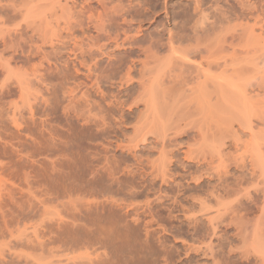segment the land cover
<instances>
[{"label":"rangeland","instance_id":"rangeland-1","mask_svg":"<svg viewBox=\"0 0 264 264\" xmlns=\"http://www.w3.org/2000/svg\"><path fill=\"white\" fill-rule=\"evenodd\" d=\"M83 1L0 0V264H258L253 255L243 259L239 237L245 233L238 237L235 229L259 224L264 234V0H247L245 8L235 0ZM195 11L215 22L198 37L190 30L194 20L182 25L181 19ZM99 14L103 20L118 16V24L127 20L119 25L121 37L165 41L171 30L193 36L179 52L198 60L211 49L213 73L239 81L241 88H234L251 112L240 115L241 105L229 98L236 89L222 86L211 111L207 95L200 101L192 90L191 70L173 68L162 87L170 103L180 102L164 131L147 93L138 95L144 90L137 79L156 59L116 48L109 35L121 31L97 30ZM110 57L120 61L111 72ZM128 70L131 83L124 82ZM107 197L125 201L113 210L125 222L136 220L135 227L124 228L127 222L119 224L114 211H102ZM126 209L131 214L124 219ZM112 217L121 228L113 227ZM219 223L226 232L214 235L211 226ZM114 229L123 237L114 231L111 238Z\"/></svg>","mask_w":264,"mask_h":264},{"label":"bare ground","instance_id":"bare-ground-1","mask_svg":"<svg viewBox=\"0 0 264 264\" xmlns=\"http://www.w3.org/2000/svg\"><path fill=\"white\" fill-rule=\"evenodd\" d=\"M237 3H240L241 5H242V8H245V7H247L248 6V1H250V0H235ZM83 2H85V3H87V5H88V1L87 0H84ZM89 2H90V0H89ZM200 4H202L201 2H200ZM197 7H198V4L196 5ZM202 6V5H201ZM150 8V7H149ZM198 8H201V7H198ZM45 10V9H44ZM145 10V9H144ZM203 9H201V11H202ZM30 11V13H31V9L29 10ZM33 11V10H32ZM35 11V10H34ZM197 11H199V10H197ZM197 11H195V13L194 14H192L190 17L189 16H182V22H184V23H182V25H184V24H189V23H192V21L194 22V24L191 26V28H190V30H191V32L195 35V37H198V34H200V33H202V32H204L206 29H207V27H210V26H213L214 25V23L215 22H213V21H211L209 18H208V16L207 15H205V14H203V15H201V16H199V12H197ZM41 12V11H40ZM132 12V11H131ZM204 12H206L205 11V9H204ZM138 13V12H137ZM149 14V12L147 11V13H145V15H144V17L146 18L147 17V15ZM43 15V14H42ZM100 15V14H99ZM130 15V14H129ZM181 15V14H180ZM103 16V15H102ZM101 15H100V21L102 22H97V24L96 25H99L98 23H100L101 24V28H96L97 30H101L102 32L104 31H106L107 33H109V31L110 32H113V31H111V30H114L115 28H117V30H118V28H120L119 27V25H122V23H123V25H124V22H126L127 20L124 18H122L123 20H125L124 22H123V20H121L122 21V23L120 24H118V22L120 21H118V19H120V18H117L118 16H116V17H113V16H111V18H109L108 20L106 19V20H103V17H102ZM122 17H125V16H127V15H124L123 16V14L121 15ZM121 16H119V17H121ZM179 16V15H178ZM91 17V16H90ZM93 17V16H92ZM102 17V18H101ZM89 18V17H88ZM183 18H185L184 19V21H183ZM91 20H92V18H91ZM95 20V19H94ZM98 20V21H99ZM116 21H118V22H116ZM139 21V20H138ZM141 21V20H140ZM143 21V20H142ZM91 23H93V25H95L94 24V21L93 22H91ZM129 23V22H128ZM116 24H118V27H116ZM95 25V26H96ZM122 25V26H123ZM127 25V24H126ZM186 25V26H187ZM95 26H93L94 28H95ZM128 26V25H127ZM97 27H99V26H97ZM185 27V26H184ZM124 28V27H123ZM104 29V30H103ZM121 29V28H120ZM118 30V31H121V30ZM181 29V28H180ZM179 29V30H180ZM183 29V28H182ZM181 29V30H182ZM96 30V31H97ZM99 31H97V32H99ZM117 31V32H118ZM115 32H116V30H115ZM114 32V34L113 35H109V34H107V35H109V37H111L112 39L114 38L115 39V47L117 48V46L118 47H127L126 49H124V51L126 52V51H128V50H134L135 49V52L136 51H138V52H140L139 54H140V56H141V54H144L146 57H144L145 59L146 58H148V57H150V56H152L153 57V59H156V60H154L155 61V63H154V61H153V63H154V65H155V67L154 66H152V68L150 69H148L147 68V71L144 69V71H145V73L144 72H142L141 74V77H140V79H137L138 80V88H141V89H143L144 91H140L139 93H138V95L139 94H142L141 92H143V95H144V93H147V95L149 96L148 98H147V96H146V100L148 101V100H150V104H149V102H148V104L150 105V107H151V111H152V115L154 116V118L156 119H159V123L160 124H162L161 126L163 127V129H164V131H166V130H168V128H170L169 126H172V124H174L172 121H173V116L172 115H176V113L174 112V110L177 112V108H178V103L180 102V101H173L172 100V102H174V103H170L168 100H167V97H166V94H167V92H166V90H164L163 89V82H165L164 81V78L166 77V76H169V73L173 70V68H176V69H178L179 71H181L182 73H183V71H184V69H183V67H187V68H189L191 71H190V75H189V82L192 84V90L194 89V94H197V97H199L198 98V100H200V98H202L201 96L202 95H204V94H206L207 95V99H208V104L210 105V107H211V111H213L214 110V108H215V106L217 105V102L219 101H217L216 103H215V101H214V99H215V97H216V95L220 92L219 91V86H222V87H225L224 89V91H227V89H230V90H233V88L234 87H239V85H237V83L239 82H236V81H234V79H233V81L231 80V76H233V75H231L230 76V78H226L225 76H223L224 74L226 75V73H222V76L220 75V76H218V75H215L214 73H213V68L216 66V63L217 62H215V59H214V55H213V52H212V50L211 49H208V50H210L209 51V54H208V56L206 57V55H205V57L203 56V55H201L200 56V59H192V58H190V57H188V55H185L183 52V54L182 53H180L179 52V49L181 48L179 45H180V43H182L183 41H185V40H187V39H190V38H193V36H191V35H182V34H180L179 32H174V31H169V33H168V36H167V38H166V40L165 41H163V40H161V39H156V38H150V40L149 41H145V42H148L147 44H145V42H144V40L142 39V37H138L137 35H135V37L134 36H132V37H130L129 35L128 36H124V37H121L123 34H122V31H121V35L119 34V32L118 33H115ZM191 33V34H192ZM104 34H106V33H104ZM116 34V35H115ZM115 35V36H114ZM190 36V37H189ZM194 37V38H195ZM113 39V40H114ZM212 44V43H211ZM199 46V45H198ZM206 46H208V45H206ZM205 47V46H204ZM184 48V47H183ZM182 50V49H181ZM200 50V49H199ZM208 50H207V52H208ZM217 50V49H216ZM123 51V50H122ZM163 51H168L169 52V54L168 55H163ZM198 51V50H197ZM197 51H193V54H195V53H197ZM201 51H202V49L199 51V53L201 54ZM205 52H206V49L204 50ZM163 52V53H162ZM190 52V51H189ZM204 52V53H205ZM199 53H197V56H199L198 54ZM137 54V53H136ZM203 54V53H202ZM111 56V55H110ZM190 56V55H189ZM109 57V56H108ZM115 57V56H114ZM121 57V56H120ZM119 56H118V60H119V58H120ZM151 57V58H152ZM122 58V57H121ZM199 58V57H198ZM206 58V59H205ZM110 59V60H109ZM108 59V61H106V62H108V65H109V67L108 68H110V66L112 67H116V66H114V64L116 63V61H113V60H111V57ZM112 59H113V57H112ZM117 59V58H116ZM124 59V58H123ZM137 59V58H136ZM139 59H141V58H139ZM150 59V58H149ZM114 60H115V58H114ZM122 60V59H121ZM133 61V60H132ZM148 61V60H147ZM147 61H146V63H147ZM117 62H120V61H117ZM135 62H136V60L134 61V62H132L133 64H135ZM149 62H150V60H149ZM94 63H96V62H94ZM145 63V62H144ZM118 64V63H117ZM150 64V63H149ZM108 65H106V66H108ZM120 65V64H119ZM244 65V64H243ZM134 66V65H133ZM143 66H145V65H143ZM97 67V66H96ZM110 68V72H111V69H114V68ZM128 67H131V66H128ZM146 67V66H145ZM225 67V66H224ZM119 69V68H118ZM127 69H129V68H127ZM131 69V68H130ZM129 69V70H130ZM224 69V68H223ZM222 69V70H223ZM92 70V68H89V71H91ZM105 70V69H104ZM115 70V69H114ZM127 71L126 72V74L124 75V76H126L127 78H126V80H124V82L126 81V82H130V80L131 79H133L132 78V76L130 77V71ZM97 72V71H96ZM102 72V71H101ZM104 72V71H103ZM102 72V73H103ZM109 72V71H108ZM147 72V73H146ZM227 72V71H226ZM106 73H107V71H106ZM114 73L115 72H112V74L111 73H107V76H109V75H114ZM181 74V73H180ZM233 74H235V73H233ZM115 75H118V74H115ZM228 75H229V73H228ZM188 76V75H187ZM101 77V76H100ZM114 77V76H113ZM170 77V76H169ZM168 77V78H169ZM225 77V78H224ZM110 78H111V76H110ZM131 78V79H130ZM173 78V77H172ZM233 78H234V76H233ZM236 78V77H235ZM237 78H238V76H237ZM121 80H122V78H120ZM166 79V78H165ZM188 79V78H187ZM240 79V78H239ZM136 80V79H135ZM168 80V79H167ZM242 80V79H241ZM133 81V80H132ZM169 81V80H168ZM167 81V82H168ZM172 81H173V79H172ZM101 82V81H100ZM123 82V81H122ZM170 82H171V80H170ZM131 83V82H130ZM189 84V83H188ZM241 84V83H240ZM96 85V84H95ZM127 85V84H126ZM135 85L136 84H134V87H135ZM101 86V85H100ZM163 86V87H162ZM166 86V85H165ZM190 86V85H189ZM242 86H243V84H242ZM132 87V86H131ZM222 87H221V91H223V89H222ZM226 87H227V89H226ZM126 88V87H125ZM239 88H241V87H239ZM243 88H244V86H243ZM124 89V88H123ZM141 89H139V90H141ZM191 89V88H190ZM234 89H236V88H234ZM126 90H128V88H126ZM170 90V89H169ZM241 90V89H240ZM244 90V89H243ZM90 91V90H89ZM123 91V90H122ZM122 91H119L118 92V95H117V97H119V94H121V92ZM236 91H237V89H236ZM236 91H230V93H229V95H230V97L225 93V92H223V93H225L229 98H232L230 101H232V100H235V101H233V103L234 104H238L237 103V101L239 102V106L241 105V107H242V110H244L245 112H247V113H242V110H241V108H239V110H237L238 112H241L240 113V115H246V114H248V113H250L251 111V109L250 110H248L247 109V107H246V103H248L249 104V102L247 101L246 102V100H245V95L243 96L242 94H239L238 93V91L236 92ZM138 92V91H137ZM242 92V91H241ZM85 93V92H84ZM83 93V94H84ZM104 93V92H103ZM222 93V94H223ZM193 94V95H194ZM220 94H221V92H220ZM225 94H224V98H226L225 97ZM244 94V93H243ZM86 96V95H85ZM89 96V95H88ZM142 96V95H141ZM145 96V95H144ZM143 96V97H144ZM195 96V95H194ZM104 97V96H103ZM106 97H108V96H106ZM113 97H115L114 95H113ZM116 97V98H117ZM121 97V96H120ZM134 97V96H133ZM137 97V96H136ZM192 97V96H191ZM228 97H227V99H228ZM123 98H125V97H123ZM128 98H129V96H128ZM131 98H132V96H131ZM135 98V97H134ZM133 98V99H134ZM138 98V97H137ZM135 99V100H138V99ZM145 98V97H144ZM121 99V98H120ZM141 99V98H140ZM178 99H180V98H178ZM195 99H197V98H195ZM246 99H247V97H246ZM250 98H248V100H249ZM126 100H128V99H126ZM142 100V99H141ZM191 99H189V102H191L190 101ZM224 100V99H223ZM87 101V100H86ZM90 101V100H89ZM115 101V100H114ZM119 101V99L117 100V102ZM122 101H124V100H122ZM146 101V102H147ZM201 101V100H200ZM204 101V100H203ZM228 103H231V102H229V99L228 100H226ZM88 102V101H87ZM129 102H131V100L129 101ZM134 102H136V101H134ZM197 102H199V101H197ZM196 102V103H197ZM220 102V101H219ZM218 102V103H219ZM71 103V102H70ZM76 103V102H75ZM104 103V102H103ZM107 103V102H106ZM120 103H121V101H120ZM137 103V102H136ZM232 103V104H233ZM87 104H89V103H87ZM130 104V103H129ZM132 104V103H131ZM145 104H147V103H144V106H145V109H146V105ZM147 104V105H148ZM175 104H176V106H177V108L175 109ZM192 104V103H191ZM200 103H198V105H199ZM203 104V103H202ZM223 104V103H222ZM234 104H233V106H234ZM247 104V106L249 107V105ZM71 105H75L74 103L73 104H71ZM70 105V106H71ZM108 105V104H107ZM112 105V104H111ZM120 106H121V104H119ZM149 105H148V111L150 110L149 109ZM180 105V104H179ZM208 105V106H209ZM229 105V104H228ZM72 106V107H73ZM90 106H91V104H90ZM131 106V105H130ZM137 106V105H136ZM181 106V105H180ZM193 106V105H192ZM203 106V105H202ZM201 106V108H203ZM208 106L206 107V108H208ZM110 107V106H109ZM125 107V106H124ZM129 107V106H128ZM132 107V106H131ZM209 107V108H210ZM224 107V106H223ZM226 107V106H225ZM235 107V106H234ZM236 107H237V105H236ZM235 107V108H236ZM250 107H252V106H250ZM71 108V107H70ZM74 108V107H73ZM73 108H71V109H73ZM90 108V107H89ZM105 108V107H104ZM107 108V107H106ZM199 108H200V105L198 106V109L197 110H199ZM216 108H219V106L218 107H216ZM220 108H222V107H220ZM226 108H228V107H226ZM109 109V108H108ZM122 109V108H121ZM128 109H130V107L128 108ZM222 109H225V108H222ZM246 109H247V111H246ZM73 110H75V109H73ZM90 110V109H89ZM106 110V109H105ZM218 110V109H217ZM226 110V109H225ZM229 110H230V107H229ZM72 111V110H71ZM76 111H77V109H76ZM108 111V110H107ZM112 111V110H111ZM121 111V110H120ZM129 111V110H128ZM205 111V110H204ZM216 111V110H215ZM233 111V110H232ZM89 112V111H88ZM143 112V111H142ZM141 112V113H142ZM144 112H145V110H144ZM200 112H201V110H200ZM203 112V111H202ZM217 112V111H216ZM230 112V111H229ZM90 113V112H89ZM148 113V112H147ZM75 114V113H74ZM77 114H79V113H77ZM150 114V113H149ZM127 115V114H126ZM152 115H150V117L152 116ZM213 115V114H212ZM235 115V114H234ZM239 115V114H238ZM83 116V115H82ZM177 116V115H176ZM247 116V115H246ZM69 117V116H68ZM77 117H78V115H77ZM88 117V116H87ZM120 117L121 118H123L124 117V115L123 114H121L120 115ZM149 117V118H150ZM250 117V116H249ZM89 118V117H88ZM242 118V117H241ZM248 118V117H247ZM251 118V117H250ZM151 119V118H150ZM154 119V120H155ZM176 119V118H175ZM174 119V120H175ZM246 119V118H245ZM91 120V119H90ZM122 120V119H121ZM250 120V119H249ZM89 121V120H88ZM124 121V120H123ZM152 121V120H151ZM155 121H157V123H158V120H155ZM177 121V120H176ZM246 121H247V119H246ZM83 122V121H82ZM171 122V123H170ZM86 123H88V122H86ZM98 123V122H97ZM116 123H117V121H116ZM153 123V122H152ZM158 123V124H159ZM177 123V122H176ZM252 123V122H251ZM159 126V127H158ZM157 127L158 128H160V125H158ZM162 127H161V130H162ZM175 127V126H174ZM201 127V126H200ZM209 127V126H208ZM200 130H201V128H199ZM210 129V128H209ZM199 130V131H200ZM202 130H203V128H202ZM105 131V130H104ZM201 133V132H200ZM209 140V139H208ZM211 140V139H210ZM214 140V139H213ZM209 144V143H208ZM212 144V143H211ZM213 145H214V143H213ZM257 146H259V145H257ZM262 147V146H261ZM261 150V149H260ZM249 151V150H248ZM251 151V150H250ZM253 151V150H252ZM251 151V152H252ZM257 152V151H256ZM259 152V154H260V151H258ZM246 153V152H245ZM254 153V152H253ZM255 154V153H254ZM244 155V154H243ZM247 155V154H246ZM252 155V154H251ZM258 157H259V155H257ZM261 156V155H260ZM255 157H256V155H255ZM262 157H263V155H262ZM247 158V157H246ZM257 159H259V158H257L256 157V160ZM262 159V158H261ZM264 159V158H263ZM262 159V160H263ZM253 160V159H252ZM262 160H257L258 162L260 161V163L262 162ZM256 161V162H257ZM264 161V160H263ZM255 162V163H256ZM262 164V163H261ZM260 164V165H261ZM260 165H258L259 167H260ZM111 166V165H110ZM114 167V166H113ZM253 167H254V165H253ZM112 168V167H111ZM262 168H264V166L262 167ZM106 169V168H105ZM261 169V168H260ZM120 170V169H119ZM109 171V170H108ZM112 171V170H111ZM117 171V170H116ZM258 171V170H257ZM119 172V171H118ZM116 173V172H115ZM252 173H254V172H252ZM110 174V173H109ZM113 174V173H112ZM112 174H110V175H112ZM128 174H129V172H128ZM133 174V173H132ZM261 174V173H260ZM114 176V175H113ZM115 176H116V174H115ZM135 177V176H134ZM109 178H111V176H109ZM108 178V179H109ZM123 178V177H122ZM114 179H116V178H114ZM121 179V178H120ZM133 179H135V178H133ZM111 180V179H110ZM109 180V181H110ZM121 180H123V179H121ZM126 180V179H125ZM132 180V179H131ZM130 180V181H131ZM59 182V181H58ZM112 182H114L115 183V181H112ZM120 182V181H119ZM132 182H134V181H132ZM117 183H118V178H117ZM121 183V182H120ZM116 184V183H115ZM123 184V183H122ZM135 185V182L134 183H132V186H134ZM130 185H131V183H130ZM131 186V187H132ZM131 187H130V189H131ZM65 188V187H64ZM135 188V187H134ZM134 188H132V189H134ZM120 189V188H119ZM127 189V188H126ZM129 189V190H130ZM131 189V190H132ZM58 190V189H57ZM62 191V190H61ZM63 192V191H62ZM128 192V191H127ZM133 192V191H132ZM118 193V192H117ZM124 193V192H123ZM228 193V192H227ZM132 194V193H131ZM134 194H135V191H134ZM63 195H65V194H63ZM106 195V194H105ZM104 195V196H105ZM134 196V195H133ZM57 197H59V196H57ZM103 197V196H102ZM125 198V197H124ZM218 198V197H217ZM221 198V197H220ZM102 199V198H101ZM106 200H108L107 202H110V203H108V204H106L105 203V208L102 210V211H104L105 209H107V210H109V213H111L110 211H114L115 210V208L117 207L118 208V206H121V207H124V204L125 203H123V202H125L123 199H122V201L123 202H121V203H118V202H120L119 201V199L118 200H115L114 202H113V200H112V202H111V199H108V197H107V199ZM121 200V199H120ZM117 201V203L118 204H116L115 202ZM100 202V201H99ZM105 202V201H104ZM127 202V201H126ZM220 202V201H219ZM97 203V202H96ZM127 204V203H126ZM129 204L131 205V203L129 202ZM129 204H127L126 205V207H130V205ZM133 204V203H132ZM226 205V204H225ZM103 207V206H102ZM226 207V206H225ZM114 209V210H113ZM226 209V208H225ZM127 210V209H126ZM152 210V209H151ZM169 210V209H168ZM115 211H118V209L117 210H115ZM115 211H114V213H115ZM128 211V210H127ZM126 211V212H127ZM150 211V210H149ZM107 211L105 210V213H106ZM131 212V211H130ZM129 211L127 212V214L126 213H124V214H126L125 215V217H124V219L127 217H129V213H130ZM157 212H158V210H157ZM104 213V214H105ZM114 213H112L113 215H114ZM108 214V213H107ZM117 212L115 213V217L116 218H118L117 217ZM119 214H120V210H119ZM131 214V213H130ZM133 214V213H132ZM134 214H135V212H134ZM150 214V213H149ZM109 215H111V214H109ZM128 215V216H127ZM151 217H153V215H157V214H155V211H154V213L152 212L151 213ZM229 215V214H228ZM106 216V215H105ZM122 216H124L123 214L121 215V217ZM107 217V216H106ZM111 217V216H110ZM114 217V219H116ZM120 216H119V218H121ZM132 217H134V215L132 216ZM158 217V216H157ZM80 219H81V217H79ZM119 218H118V223L119 222H121V225H123L122 224V222H125V220H123V217H122V220L123 221H120L119 220ZM235 218V217H234ZM104 219V218H103ZM107 219V218H106ZM105 219V220H106ZM153 219V218H152ZM189 219V218H188ZM79 220V219H78ZM90 220H91V218H90ZM99 219H97V221H98ZM112 220H113V217H112ZM117 220V219H116ZM131 220H133V219H131ZM150 220V219H149ZM211 220V219H210ZM80 221V220H79ZM92 221V220H91ZM107 221V220H106ZM111 221V220H110ZM115 220H113V222H114ZM129 220H126V226H124V228H128V227H131L130 229H132V227H135V221L136 220H133L134 222L133 223H129L128 222ZM153 221V220H152ZM188 221V220H187ZM213 221H215L214 219H213ZM241 221V220H240ZM84 222V221H83ZM102 222V221H101ZM112 222V221H111ZM75 223V222H74ZM99 223V222H98ZM107 223V222H106ZM118 223L116 222V224H117V228H116V230L117 229H119V228H121L120 226H119V228H118ZM149 223V222H148ZM151 223V222H150ZM59 224V223H58ZM86 224V223H85ZM109 224V223H108ZM107 224V225H108ZM113 225H115V226H113L114 228L116 227V224H115V222L114 223H112ZM120 224V223H119ZM232 224V223H231ZM88 225V224H87ZM144 225H145V223H144ZM146 225H148V224H146ZM219 225H220V223H219ZM64 226V225H63ZM62 226V227H63ZM91 225H89V227H90ZM152 226V225H151ZM210 226V225H209ZM250 227H251V225H249ZM249 226L248 225H245V223H244V225L243 226H237L236 227V233H237V235H238V237H239V235L241 236V235H243V233H245L242 237H239V238H241L242 240H241V244H243V247L242 248H244V250L243 251H241V255H242V257H243V259L245 258V260L248 262L249 261V259H250V256L251 255H253L254 257H255V259L257 260V262H258V264H264V234L261 232L262 231V229H263V227L261 226V225H259V224H256V225H254L253 226V228H251V230H250V228H249ZM60 227V226H59ZM74 227V226H73ZM76 227V226H75ZM79 227V226H78ZM87 227V226H86ZM92 227V226H91ZM112 226H111V228H113ZM123 227V226H122ZM190 227H192V229H193V231L195 232V231H198L199 230V226L197 225V223H195V221L194 222H192L191 221V223H190ZM212 227V229H213V234L214 235H217V233L218 232H216L217 231V229H219V231H220V235H222V233H224V232H226V229H227V226L225 225V226H222V225H220V226H211ZM217 227V228H216ZM148 228V227H147ZM152 228V227H151ZM151 228H148V229H151ZM65 229V228H64ZM67 229V228H66ZM90 229V228H89ZM105 229H107L106 227H105ZM110 229V228H109ZM135 229V228H134ZM70 230V229H69ZM99 230V229H98ZM98 230H96V231H98ZM116 230L114 229L113 230V234H112V232H111V238L113 237L112 235H114V233L116 232ZM123 230V232L126 230V233H130V231L128 230V229H122ZM128 230V231H127ZM250 230V234H249V231ZM63 231H65V230H63ZM73 231V230H72ZM95 231V232H96ZM105 231V230H104ZM108 231V229L106 230V232ZM109 231H111V230H109ZM115 231V232H114ZM120 232L118 233V234H120L121 233V230H119ZM134 231V230H133ZM148 231V230H147ZM154 231V230H153ZM61 232V231H60ZM92 232V231H91ZM94 232V231H93ZM150 232V231H149ZM248 232V233H247ZM68 233H69V231H68ZM79 233V232H78ZM89 233V232H88ZM99 233V232H98ZM110 233V232H109ZM108 233V234H109ZM124 234L123 233V235H127V234ZM236 233H235V235H236ZM70 234H74V232L73 233H71L70 232ZM94 234V233H93ZM92 234V236H94ZM117 234V232H116V235H118ZM247 234H248V236H247ZM59 235H60V233H59ZM76 235V234H75ZM86 235V234H85ZM91 235V234H90ZM99 235H100V233H99ZM102 235V234H101ZM130 235V234H129ZM128 235V236H129ZM146 235L148 236L149 234H147V232H146ZM189 235V234H188ZM250 235V236H249ZM77 236H79V235H77ZM76 236V237H77ZM97 237H98V234L96 235ZM130 236H132V235H130ZM129 236V239L131 238ZM209 236V235H208ZM71 237H74V236H71ZM96 237V238H97ZM118 236H116L115 238L117 239V241L115 242V244H117V242H118V239H119V237H123L122 236V234H120V236L117 238ZM126 237V236H125ZM134 237V236H133ZM214 237V236H213ZM217 237V236H216ZM220 237V236H219ZM218 237V238H219ZM66 238V237H65ZM64 238V239H65ZM105 238V237H104ZM110 238V237H109ZM110 239V241H113V240H116V239ZM127 238V237H126ZM71 239V238H70ZM73 239V238H72ZM76 239V238H75ZM75 239H73V240H75ZM85 239V238H84ZM97 239H99V238H97ZM103 239V238H102ZM106 239V238H105ZM104 239V240H105ZM121 240H124L123 238H120ZM148 239V238H147ZM58 240V239H57ZM100 240H101V238H100ZM193 240V239H192ZM97 241V240H96ZM120 241V240H119ZM125 241H129V240H125ZM101 242H103V240H101ZM105 242H106V240L104 241V244H105ZM113 242V243H114ZM131 242V241H130ZM107 243H108V240H107ZM128 243V242H127ZM131 243H133V242H131ZM112 243H110V249L112 250V245H111ZM119 244H122L123 245V243H122V241H120V243H118V245ZM125 244L126 243H124V246H125ZM108 245H109V243H108ZM121 246V245H120ZM123 246V247H124ZM129 246V245H128ZM132 246V245H131ZM115 247V246H114ZM114 247H113V249H114ZM214 247V246H213ZM118 248H120L119 246H118ZM129 248H131V247H129ZM117 249V245H116V248H115V250ZM111 250H110V252H111ZM117 250H119V249H117ZM117 250H116V252H117ZM128 250V249H127ZM130 250V249H129ZM238 250V249H237ZM241 250V249H240ZM234 250L231 248L230 250H229V256H231V253L233 252ZM105 252V251H104ZM113 252V253H112ZM112 256L114 255V254H116L115 253V251L114 250H112ZM119 252V251H118ZM127 252V251H126ZM132 252V251H131ZM167 252V251H166ZM237 252V251H236ZM235 252V253H236ZM106 253V255H107V253L108 252H105ZM168 253H169V251H168ZM110 254V253H109ZM109 254H108V257H109ZM121 254V253H120ZM120 254H118L117 255V257L120 255ZM125 254V253H124ZM133 254V253H132ZM135 254V253H134ZM166 254V253H165ZM238 254V253H237ZM105 255V256H106ZM126 255V254H125ZM234 255V254H233ZM116 255H114V257H115ZM220 257V256H219ZM252 257V256H251ZM128 258H129V256H128ZM230 258V257H229ZM110 259V258H109ZM108 259V260H109ZM115 260L116 259H118V258H114ZM165 259V258H164ZM239 259V258H238ZM242 259V260H243ZM126 261V260H125ZM106 262H108V261H106ZM122 262H124V260L122 261ZM126 262H128V261H126ZM166 262V261H165ZM172 262V261H171ZM220 262V261H219ZM109 264H111L112 263V261H111V263L110 262H108ZM119 263V262H118ZM221 263V262H220ZM104 264H107V263H104ZM114 264H116V263H114ZM125 264V263H124ZM127 264H130V262L129 263H127ZM234 264V263H233Z\"/></svg>","mask_w":264,"mask_h":264}]
</instances>
